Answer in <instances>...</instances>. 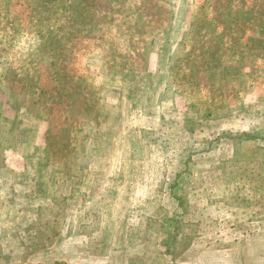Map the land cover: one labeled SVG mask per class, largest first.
Segmentation results:
<instances>
[{
	"label": "rangeland",
	"instance_id": "rangeland-1",
	"mask_svg": "<svg viewBox=\"0 0 264 264\" xmlns=\"http://www.w3.org/2000/svg\"><path fill=\"white\" fill-rule=\"evenodd\" d=\"M0 264H264V0H0Z\"/></svg>",
	"mask_w": 264,
	"mask_h": 264
}]
</instances>
